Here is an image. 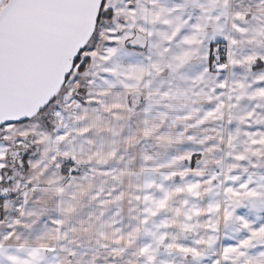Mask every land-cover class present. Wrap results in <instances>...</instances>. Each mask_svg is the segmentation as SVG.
Instances as JSON below:
<instances>
[{
    "label": "snow or ice",
    "instance_id": "6c2138e0",
    "mask_svg": "<svg viewBox=\"0 0 264 264\" xmlns=\"http://www.w3.org/2000/svg\"><path fill=\"white\" fill-rule=\"evenodd\" d=\"M0 264H264V0H0Z\"/></svg>",
    "mask_w": 264,
    "mask_h": 264
}]
</instances>
